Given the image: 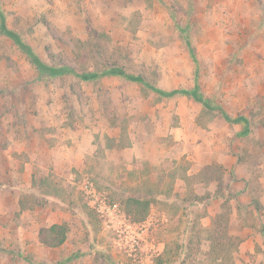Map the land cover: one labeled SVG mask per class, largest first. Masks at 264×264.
I'll return each instance as SVG.
<instances>
[{
	"label": "rangeland",
	"instance_id": "374dc122",
	"mask_svg": "<svg viewBox=\"0 0 264 264\" xmlns=\"http://www.w3.org/2000/svg\"><path fill=\"white\" fill-rule=\"evenodd\" d=\"M0 14L42 62L76 73L40 79L0 19V264H138L90 207L79 188L84 178L123 211L129 197L151 201L144 222L155 219L149 241L161 255L154 264H264V0H0ZM112 69L146 83L108 74ZM93 72L100 74L95 81L78 76ZM150 86L199 90L233 119L247 118L249 132L192 95L165 98ZM183 135L185 145L176 140ZM140 139L156 158L189 156L195 141L204 145L199 155L207 140L215 153L225 146L220 152L240 164L246 192L231 194L227 234L224 227L209 240L215 227L202 226L203 208L187 235L185 219L163 218L159 195L171 182L155 166L134 170ZM191 165L182 159L165 169L177 175ZM53 224L69 226L67 242L54 249L39 241ZM248 238L255 240L245 250Z\"/></svg>",
	"mask_w": 264,
	"mask_h": 264
},
{
	"label": "crops",
	"instance_id": "0c3cea01",
	"mask_svg": "<svg viewBox=\"0 0 264 264\" xmlns=\"http://www.w3.org/2000/svg\"><path fill=\"white\" fill-rule=\"evenodd\" d=\"M192 125L193 123H190L188 127L190 128ZM186 127L187 125L185 128ZM194 127L195 124L192 128ZM183 128H177L178 131L175 134H179L180 131L183 132L182 134H186L187 132ZM185 138L186 136L183 135V138L176 137V140H178L180 143H184L185 145ZM188 142L189 141H187V144ZM210 142L207 140L206 143L208 145L205 146L206 152L202 153L201 155H199L197 152H199L200 148H203L204 145L201 141H195L194 150L196 152L193 154L191 153L189 156H186L187 153L185 152L173 153V155H171V152H166V155L162 156L161 158H156V156H152V153L149 152V148L151 146H149V144L147 145L145 140L140 139L134 141V161H136L134 170H136L137 174L140 175L143 172V168L145 166H155L156 168H160L163 182H167V179L168 182H171L170 184L167 183L168 185L165 186L166 191H164V193L161 192L159 195V198L162 200L164 205V209L167 211V218H163L168 220L170 219V223H181V220L185 219L183 222L186 228L187 224L192 222V216L194 215L195 211H197L198 208H203L204 213L202 214L203 217L200 219L201 224L205 228H213L217 217L222 215L226 211V208L229 207L228 202H233L234 198L231 196V194H239L238 196L246 194L244 191L245 180L240 175V164H237L233 156L223 151L220 152L221 148L223 150L225 146L217 147L218 152L215 153ZM78 143L79 142L77 139L74 140L72 138V144L74 145L73 149L78 146ZM162 152H164V150H162ZM70 156H74V154L71 153ZM64 159L67 158L65 157ZM182 159L191 162L192 165L187 169V172H179L177 175H174L173 172L175 171L171 170L176 169L177 164H179ZM169 161H171V164H173L174 167L168 171L167 168L165 169V164ZM206 167L211 169V171H205L204 169ZM214 167L218 168V173H215ZM170 175L173 177L172 181L169 180ZM192 184L195 186V189L193 190L190 188ZM236 184L241 186L240 189H237V193H235ZM193 192L196 195L192 194ZM187 194H192L194 196V200L198 203L193 206L195 211L191 214L188 210H186V207L190 205L185 198ZM208 194L210 199L203 203L205 200L204 196ZM156 204L152 205L155 208H159L158 206H155ZM228 210L230 211V214L227 215V222L232 223L234 221L232 220L233 208H228ZM173 218L175 219L173 220ZM254 240V238H248L243 248L245 250L248 249L251 242L254 244Z\"/></svg>",
	"mask_w": 264,
	"mask_h": 264
},
{
	"label": "trees",
	"instance_id": "16d2710c",
	"mask_svg": "<svg viewBox=\"0 0 264 264\" xmlns=\"http://www.w3.org/2000/svg\"><path fill=\"white\" fill-rule=\"evenodd\" d=\"M1 15V14H0ZM1 19V31L3 33H5L6 35L10 36L14 42L19 46V48L26 53L27 55H29L32 60L33 63L37 66L38 70H39V78L40 79H44L45 75H49L54 77V76H60V75H64L67 73H75V71L70 68V67H50L47 64H45L44 62H42L33 52L32 50L25 44L22 42L21 38L13 31L5 29L4 27V18H3V14L0 16ZM108 74L111 75H116V76H122L125 78H128L132 81L135 82H139V83H146L145 80L141 77H134L132 75H128L125 74L122 70L120 69H112L108 72ZM82 80L85 81H95L97 78L100 77V74L97 72H93V73H84L82 75H78ZM152 90L156 91L161 97H165V98H174L177 96H194V98L196 100H198L199 102L202 103V105L204 106V108L206 109H211V110H218L223 117L231 122V123H241L243 125H245V133L249 132V121L247 118L245 117H237L235 119H233L230 115H228V113H226L223 109H221L220 107H217L215 105H213L210 101L206 100L205 98H203L200 93L199 90H194V91H189V90H172V91H164V90H160L157 89L155 87H151ZM190 205H188L186 207V210H188L191 213H193L195 211V208L193 207L197 201L193 199L188 202ZM198 204V203H197ZM125 210V212L131 217L132 221L134 223H143L144 221H146L149 213H150V208H151V201L148 199H139V198H135V197H129L126 200L123 201V203L121 204ZM189 215V214H187ZM226 220L227 217L225 218V215H219L217 217V219L215 220V225H214V230H208L209 234H210V238L209 240L213 239V240H217L218 236H219V232L222 228L226 227ZM191 228L190 223L187 224L184 233L187 235L189 232V229ZM223 230V229H222ZM225 230V229H224ZM228 232V227H226L225 233L227 234ZM69 237V226L66 224H53L49 227L43 228L40 230L39 232V241L42 245L48 247V248H59L61 246H63ZM189 242L188 240H186V238H183L181 246H180V250H181V256L183 255H187L188 253L185 251L189 250ZM185 252V253H184ZM166 253V252H165ZM185 260V259H184ZM186 261H183L181 264H185Z\"/></svg>",
	"mask_w": 264,
	"mask_h": 264
},
{
	"label": "built area",
	"instance_id": "2783aa9c",
	"mask_svg": "<svg viewBox=\"0 0 264 264\" xmlns=\"http://www.w3.org/2000/svg\"><path fill=\"white\" fill-rule=\"evenodd\" d=\"M79 188L94 212L116 234L127 255L138 264H154L155 258L161 255L159 244L149 241V229L155 219L142 224L134 223L121 206L111 202L90 178L80 181ZM143 243L148 244V251H144Z\"/></svg>",
	"mask_w": 264,
	"mask_h": 264
}]
</instances>
